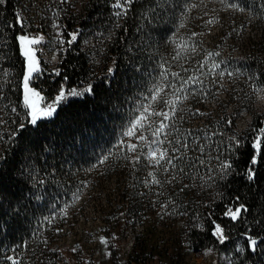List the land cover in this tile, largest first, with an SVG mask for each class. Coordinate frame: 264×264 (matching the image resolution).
<instances>
[{
    "label": "trees",
    "instance_id": "trees-1",
    "mask_svg": "<svg viewBox=\"0 0 264 264\" xmlns=\"http://www.w3.org/2000/svg\"><path fill=\"white\" fill-rule=\"evenodd\" d=\"M232 2L244 11L228 9L221 0H132L119 17L116 0L0 4V264H11L5 259L9 255L21 264H60L53 237L70 219V203L84 186H101L106 176L115 178L117 192L98 206L102 233L130 227L133 235L127 258L115 256L114 264H149L156 256L161 264H182L195 249L225 247L236 237L245 242V258L236 264H264V164L257 166L254 180L246 174L254 139L264 128L258 101L264 92V0ZM32 10L42 25L53 12L64 44L59 63L42 70L33 86L47 100L61 88L83 93L62 101L36 125L26 119V64L16 39L22 34L19 20L25 22V11L30 17ZM210 19L215 22L208 24ZM74 32L77 38L69 43ZM222 47L227 56H219ZM213 62L219 67L210 72ZM173 72L198 76L203 83L189 86L176 117L167 122L175 127L167 137L172 144L164 146L180 147L179 137L188 147L183 155L175 153L180 157L176 168L162 171L148 162L146 146L128 152L127 143L141 142L125 132L140 105L149 103L153 85L174 81ZM152 108L167 110L160 102ZM244 115L248 122L241 127ZM135 155L141 159L134 164L130 157ZM226 161L232 164L227 175L219 169ZM240 204L248 210L242 209L239 219L223 214ZM149 211L171 226L145 225L135 232L134 224L145 222ZM216 224L228 237L221 244ZM245 233L257 240L255 251Z\"/></svg>",
    "mask_w": 264,
    "mask_h": 264
},
{
    "label": "snow or ice",
    "instance_id": "snow-or-ice-1",
    "mask_svg": "<svg viewBox=\"0 0 264 264\" xmlns=\"http://www.w3.org/2000/svg\"><path fill=\"white\" fill-rule=\"evenodd\" d=\"M4 2L5 0H0V4H3ZM221 3L224 4L228 9L244 11V9L238 3H234L232 0H221ZM131 4L132 0H123L122 3L120 0H117V3L114 5L115 8L119 9L116 12V16L119 17L121 15H125L127 12V7H130ZM214 22L215 19H210L207 21L208 24H212ZM19 23L22 34L18 35L16 39L18 40L19 48L26 64V70L23 74V105L26 109H28L26 114L28 123L31 125H36L42 118L51 117L56 111L57 105L66 100L67 96H79L83 93L77 91L76 89H71L66 95L64 89L61 88L59 94L55 96L51 103L41 106V102L45 101V97L41 94L43 90H37V86H33L32 82L39 79V76L42 72L40 59L37 57V51H39V49L34 46L39 45L41 41H43L44 37L27 34L25 31V22L21 19L19 20ZM71 37L72 39L69 41V43L77 38V33H72ZM180 48L184 49L186 46L181 44ZM191 50L195 52V46H193ZM215 55H218V53H208V56ZM179 57L180 52H177L176 59H179ZM218 67L219 65L213 62L209 71L211 72L213 69ZM229 74L231 75V73ZM167 75L168 74L165 73L164 77L166 78ZM171 76L174 78V81L166 82L165 79H162L160 83L153 85L151 94V101L162 103L166 106L167 110L162 108L157 111L152 108L151 104H141V110L139 111V114L136 115L134 120L131 121L129 128L125 132L126 136L136 137V139L141 142L139 145L136 143H127L128 152L136 153L139 149H141L142 146H146L148 150L145 153V156L148 162L153 167H159L162 171H168L169 167L176 168L180 157L176 156L175 153H181L183 155L182 149H187L188 147L186 143L181 142L179 137L176 138V144H179L180 147H172L169 149L168 147L164 146L166 143L169 145L172 144V141L168 140L167 137L169 135V130L174 129L175 127L174 124H169L167 122L173 120V118L176 117L178 106L188 97L190 92L189 86L203 83V81L195 75L185 78L182 77L180 73L173 72L171 73ZM252 87L254 91L260 90V86L256 84H253ZM166 88H171L172 91L162 96L161 94L165 92ZM92 90L93 88L91 85H89L86 89L88 92H91ZM153 117H159L160 119L156 121L152 119ZM227 122L231 123L230 120ZM19 127L24 128L25 125L20 124ZM140 130H143V132L137 136V132ZM144 132H147L148 135L143 134ZM233 141L236 144L240 143V141L236 140L235 138H233ZM121 144H125V141H121ZM253 153L254 154L249 160L248 167L246 168V174L249 180L255 179L257 175V166L264 164V128H260L258 130V135L254 139ZM105 159H107V157H105ZM130 159L135 164L141 159V157L139 155H135L134 157H130ZM174 161H176V163H174ZM231 168L232 164L227 161L219 165L220 171L225 175L228 174ZM150 175L152 177L153 183H160V180L157 179L155 173H150ZM242 209L245 212L248 210L245 205L240 204L235 208V210H233L231 207L227 208L223 214L230 217L232 220H237L241 217ZM215 234L221 239L222 242L228 238L224 235V229L220 224L215 225ZM242 235L247 236L246 233ZM101 242L107 246L108 239L101 237ZM247 244L253 251H255L257 247V240L252 236H247ZM241 251H243V249H241ZM5 259L10 261L11 264H21L20 261L11 255L6 256Z\"/></svg>",
    "mask_w": 264,
    "mask_h": 264
},
{
    "label": "rangeland",
    "instance_id": "rangeland-1",
    "mask_svg": "<svg viewBox=\"0 0 264 264\" xmlns=\"http://www.w3.org/2000/svg\"><path fill=\"white\" fill-rule=\"evenodd\" d=\"M48 1L50 2L52 0ZM61 1L67 5L72 0ZM36 11L32 10L30 17L27 15V11H25V31L29 35L44 37L39 45L34 46L39 49L37 51V57L40 59L41 69L47 70L48 68H55L58 64L59 52L64 48L63 39L61 38L62 26L53 18V12L48 17L47 25H42L40 19L35 17ZM215 30L216 27L211 30L209 35L214 34ZM208 40L205 39V42H208ZM228 53V49L222 47L219 56L224 57ZM235 53H239L238 48L235 50ZM221 83L222 86H225L224 81ZM70 90H64L65 94L67 95ZM219 93L221 98H223V90ZM258 101L260 107L264 108V92L259 94ZM51 102L52 100L45 99V101L41 102V106H45V104ZM155 103L150 99L148 104H151L153 107ZM247 122L248 116L244 115L239 124L241 127H245ZM150 171H153V169H150ZM148 177L152 179L150 174ZM102 180L101 186H84L70 203L68 209L70 219L62 224L59 232L53 237L55 245L58 247L59 254L56 257L59 258L60 264H114L115 256L116 259L120 258L124 260L131 251L133 235L129 231L130 227H127L123 232H112L108 236L102 233V228L105 225L103 215L99 211L98 206L104 203L103 199L106 196L114 197L117 192V184L113 176L102 177ZM156 216H158L157 213L149 211L146 214L145 222H137L134 224L133 230L141 233L143 226L152 224L159 230L165 229L166 226H171L170 220L167 223H163L162 221L156 220ZM123 220L126 222L129 221L128 218ZM101 237L108 239L107 246L101 242ZM221 243L222 241L219 238V244ZM244 248V239L242 237H236L228 242L225 247L220 245L218 248L208 247L205 249H195L187 256L182 264H236L245 258ZM238 254L242 257L238 256ZM149 264L161 263L156 256V259Z\"/></svg>",
    "mask_w": 264,
    "mask_h": 264
},
{
    "label": "built area",
    "instance_id": "built-area-1",
    "mask_svg": "<svg viewBox=\"0 0 264 264\" xmlns=\"http://www.w3.org/2000/svg\"><path fill=\"white\" fill-rule=\"evenodd\" d=\"M60 60H58V63H59Z\"/></svg>",
    "mask_w": 264,
    "mask_h": 264
},
{
    "label": "bare ground",
    "instance_id": "bare-ground-1",
    "mask_svg": "<svg viewBox=\"0 0 264 264\" xmlns=\"http://www.w3.org/2000/svg\"><path fill=\"white\" fill-rule=\"evenodd\" d=\"M58 58H59V55H58Z\"/></svg>",
    "mask_w": 264,
    "mask_h": 264
}]
</instances>
